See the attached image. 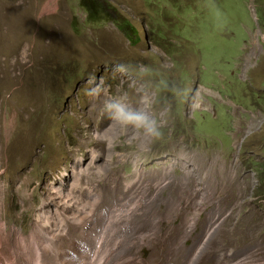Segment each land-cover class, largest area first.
Returning <instances> with one entry per match:
<instances>
[{"label":"rangeland","instance_id":"rangeland-1","mask_svg":"<svg viewBox=\"0 0 264 264\" xmlns=\"http://www.w3.org/2000/svg\"><path fill=\"white\" fill-rule=\"evenodd\" d=\"M101 4L95 21L85 0H0V217L30 231L37 209L59 201L53 190L73 189L75 172L107 207L123 187L104 178L141 170L136 220L180 206L162 224L169 237L143 252L159 258L153 264H165L166 252L167 264L191 252L195 264H264V0ZM13 15L27 18V30L10 41ZM116 101L146 112L162 136L113 120L106 104ZM213 155L228 162L221 179L199 192L179 183L208 170ZM171 164L153 184V170ZM209 183L215 202L201 199Z\"/></svg>","mask_w":264,"mask_h":264},{"label":"bare ground","instance_id":"bare-ground-1","mask_svg":"<svg viewBox=\"0 0 264 264\" xmlns=\"http://www.w3.org/2000/svg\"><path fill=\"white\" fill-rule=\"evenodd\" d=\"M52 3L50 1L46 9H52ZM10 18L12 21L8 34L12 36L7 39L13 41L22 38L23 29L27 30L23 26L27 18L21 17L24 20L22 22L14 15ZM136 172L133 180H128L122 174L104 178L112 190L123 187V193H118L107 207L98 205L101 197L91 184L93 182L82 188V181L85 182L83 176L75 172L77 180L73 189L67 194L53 190L55 199L59 201L54 203V207L45 201L37 209L30 231L16 225L10 228L8 222L0 217V264H153L154 259L160 262L155 255L146 258L143 252L152 248L154 242L169 237L170 231L165 237L161 234L162 224L175 220L180 206L179 209H171L172 215L171 210L166 213L159 211L161 214L154 219L136 220L141 215L144 201L142 195L135 193L142 181L141 170ZM152 183L160 185V179ZM126 194L131 195L126 197ZM92 196L96 198L94 204L87 201ZM67 209L72 213L68 214ZM153 213H157V210ZM189 219L184 218L181 225H185ZM201 244L198 242V246ZM165 258L167 264L174 257L166 252ZM199 258V253H186L182 264H195Z\"/></svg>","mask_w":264,"mask_h":264},{"label":"clouds","instance_id":"clouds-1","mask_svg":"<svg viewBox=\"0 0 264 264\" xmlns=\"http://www.w3.org/2000/svg\"><path fill=\"white\" fill-rule=\"evenodd\" d=\"M106 109L109 112L110 117L113 120L118 121L122 125L132 126V127H135L136 129H143V131L147 135L155 137L157 139H159L162 136V133L160 132L156 121L153 120L146 112L132 109L121 101L108 102L106 104ZM172 139H175V138H172ZM193 141H194L195 145H197L198 147L204 148V149H218L219 148V147H216V148L202 147L196 143L195 137H193ZM219 149L221 151H223L221 148H219ZM233 151H234V148H233ZM225 153H227V152H225ZM205 155H207V154H205ZM203 156H204V154L201 153V158H200L201 160H202ZM207 157H208V155H207ZM181 160L183 161V159H181ZM200 163H201V161H200ZM227 163H228L227 160L221 161L215 155H213V158L211 160V165L213 167H215V171L212 170V166L210 168H208V170L204 171V169H203L202 173H197V174L191 170L193 173L188 177L189 182H187L188 179L184 178V177L179 178L178 181H179V183H183V184L187 183V186H189L190 184H193V186H194L193 188H195V191L199 192L200 190L205 188V186L208 183L209 177H210V179H209L210 183H211V179H221L222 178V174L224 172V167ZM172 165L173 164H171V168L168 167L167 169L164 166H163V168H155L153 170V176L150 177V180H153L161 172L165 174L166 171L173 169V166L175 164L173 166ZM176 165L178 167L183 168L184 175L187 173L188 170H190L189 167L188 168L186 167V164H184L183 166H179L178 164H176ZM204 166H205V163H204ZM222 166H224V167H222ZM263 168H264V165L259 166V170L261 172H263ZM175 170L176 169H174L170 172V176H172L171 178H169L171 180V185H173V182L176 179L175 174H174ZM209 170H210V173H209ZM164 178H165V181L163 183L169 181V179L165 175H164ZM144 179H145V176H144ZM163 183H161V184H163ZM210 183L207 186L206 193L201 197V199H205L207 202H215V200L217 198L214 199L213 191L217 190V185H216V183H215V185H211ZM183 197L186 198L187 196L184 195ZM218 261L219 260H216L215 264L218 263Z\"/></svg>","mask_w":264,"mask_h":264},{"label":"trees","instance_id":"trees-1","mask_svg":"<svg viewBox=\"0 0 264 264\" xmlns=\"http://www.w3.org/2000/svg\"><path fill=\"white\" fill-rule=\"evenodd\" d=\"M101 2H103V0H85V6L86 8H88L90 18H92L93 20H95L97 16L100 15V13H106L104 8H99V6H102ZM132 38L136 43L140 42L142 40L141 30L132 28Z\"/></svg>","mask_w":264,"mask_h":264}]
</instances>
